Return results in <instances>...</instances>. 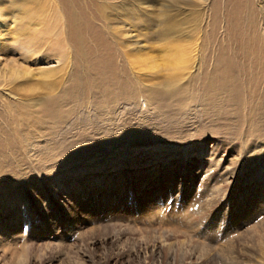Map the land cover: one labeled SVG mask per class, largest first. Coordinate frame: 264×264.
Instances as JSON below:
<instances>
[{
    "label": "rangeland",
    "instance_id": "rangeland-1",
    "mask_svg": "<svg viewBox=\"0 0 264 264\" xmlns=\"http://www.w3.org/2000/svg\"><path fill=\"white\" fill-rule=\"evenodd\" d=\"M5 1L3 9L10 12L8 17L14 24L9 25L7 20L4 27H13L15 36L21 39L19 43L32 41V21L40 23V26H48L47 38L52 46L56 42L60 48V51L50 50L46 60L53 62L62 55L65 59L60 61L64 69L42 76L46 67L24 64L32 74V85L17 92L16 97L21 102L13 105L15 114L22 115V127L32 130V140L26 145L32 143L33 153L36 150L32 157L22 149L21 156L31 157L39 173L32 171V175L19 183H0V264H167L169 257L177 260L183 257V251H187L185 257L188 252L204 253L199 246L205 244L211 249L209 256L205 255L202 262L193 258L190 264H264V102L248 94L251 82L236 78L242 83V94L237 96L233 90L222 93L228 104L227 111L220 112L222 117L210 112L201 125V105L195 102L199 96L198 79L191 74L195 78L185 84L183 101L175 108L178 111L182 107L175 119L176 124L185 126V131L181 139L164 137L158 129L163 124L150 108L141 106L139 99L130 107H123L117 97L104 94V90L111 91L106 83L91 86L84 92L99 102L101 112L82 103L79 84L85 74L61 29L63 21L56 0ZM197 1L191 0L192 13L186 10L178 15L164 8V0H150L147 7L126 5L130 10H126L127 15L132 11L130 17L144 20L137 26L131 25L129 41L138 44L126 50L128 55L136 54V48L144 59L160 60L159 53L167 50L168 41L157 40L151 34L165 30L170 23V26L180 23L184 31L189 32L178 39L183 42L179 45H192L191 41L206 43L201 31L211 24L212 17L210 19L208 14V21L201 23L200 0ZM227 2L220 0L218 15L221 19L216 27L224 33L221 46L228 48L231 55L236 36L228 27L225 11L230 6L233 8L235 0ZM118 3V0H86L82 4L87 19L100 29L104 38L107 35V40L111 39L110 33L103 20H97L99 15L113 20L108 27H129L116 18L117 12L111 8ZM252 3L256 5L255 0ZM40 4L43 18L35 14V7ZM11 5H16L13 12ZM261 6L264 11V3ZM238 15L242 35L255 34L257 46L253 53H262L264 60V26L263 22L260 26L259 13L242 10ZM192 50L185 51L190 59L196 58L199 50L202 53L201 48ZM41 58L32 61H44ZM263 64L264 61L262 68ZM241 74L239 71L237 75ZM180 85L175 83L174 87ZM259 90L263 88L259 86ZM49 97L56 98L62 106L58 109L67 111H64L66 116L56 115L51 119L48 112L42 110ZM170 102L175 104L169 99ZM223 118L236 120L229 128V136L223 133L211 137L210 132L201 131H207L211 121H216L215 127L223 129L227 121ZM125 126L127 128L121 130ZM61 152L63 154H58ZM49 154L55 160H43ZM22 199V203L27 201L25 208ZM166 234H169L167 243L175 245L172 250L161 242Z\"/></svg>",
    "mask_w": 264,
    "mask_h": 264
},
{
    "label": "bare ground",
    "instance_id": "bare-ground-1",
    "mask_svg": "<svg viewBox=\"0 0 264 264\" xmlns=\"http://www.w3.org/2000/svg\"><path fill=\"white\" fill-rule=\"evenodd\" d=\"M56 1L60 5V13L63 21L60 25L61 29L65 33L67 43H69L71 49L73 50V52L77 57L76 60H79L80 63L82 64V68L80 69H83V74H85L84 79L79 84L81 86L80 94H82V98H81L82 103L84 105L88 104L93 108L94 111L95 110L100 111L101 107L99 102L94 101L91 95L89 96L84 92L91 86L100 87L106 83L108 84V86H110L109 89H111V91H107V90L103 91V89H101V91H103L107 97L108 96L117 97L118 98L117 100L118 101L120 100L119 102L125 108L127 107V105L128 107H130L133 103L136 102V101L133 102L134 100L139 99L140 103L139 102L138 103L141 106L144 105V107L146 106L150 108V110H152L155 116L158 117L159 120L162 122L163 124L162 128L158 126L157 127L158 129L160 128L159 130L161 131L159 132H161V134H163L164 137L169 136L171 138L181 139L182 137L181 133L185 131V126H182V124L181 125L176 124L178 120L175 119V117H177V115L179 116V113L182 111V107L178 111H176L175 108L181 105L179 102L183 101V96H184L183 92L185 91L184 90L185 84L190 83V80L194 79L195 76L198 79L197 86L199 88L197 92V94L199 93V96L196 98L195 102L198 103V105L199 104L201 105V113L203 115L200 118L202 121L201 125H203L204 121L207 120L210 112H214V115H218L222 117L220 112H222L223 114L227 111L226 106L228 104L225 103V101L223 100L222 93H227L230 90H233L235 91L237 96L242 94L243 92L241 86L242 83H240V81H236L235 80L236 78L242 79L247 82L250 81L251 82L249 87L250 92L248 94H251L254 98L261 100V102H264V68H262V63L264 61L263 56L262 53L261 54L259 53L258 55L253 53L254 50H256V46H257V41H255V37H256L255 34L253 35L248 34V36L242 35L243 33L242 32L243 30L241 29L242 25L237 20V16L239 17L238 14L242 10L243 12L248 11L254 14L259 13V18H258L259 23L263 22L262 26H264V11H263V6H261V3H264V0H255L256 5L254 4L255 2L252 3V0H235L233 8H231L230 6V9L225 11L226 12L225 14L227 15L229 21L228 27H230L232 33L236 36L233 37L234 40L236 41V46L233 50L234 52L233 51L231 52L232 56L229 54L230 50L228 51L227 50L228 48L221 46L223 45V43L221 44L220 42L223 41L222 34L224 33H221L218 30L221 29L220 27L218 26L216 27L217 23H219L221 19L219 18L218 15L220 9L219 6L220 0H200V5L198 7L203 12V15L202 12L201 14H199L202 17L201 23L202 21L204 22L208 21L207 19L209 15H210L209 17L210 19L212 17L211 24L206 23L207 25H205L206 27L204 31H201L204 33L203 36L205 37L206 43L201 42V44H196L195 42L191 41L192 45L190 44L188 46L179 45V43L183 44V42H178V39H182V37H184L182 35L186 36L189 32L184 31L180 23H176L177 25L175 26H170L171 25L170 23L169 26L165 28V30L163 28V30H161L159 33L151 34V36L153 38H156L157 40L160 39V41L161 40L168 41L166 42L167 50H161L159 53L160 60L157 58L144 59L141 55H139V51L135 50L136 48L134 49L136 54L133 55H128L126 51L129 50V48H131L133 44L135 45L138 44V42L133 41V43H131L129 41V36H131L132 34L131 29H133L131 25L134 26L137 23L144 21L142 19L139 20L140 18H138V20L135 19L134 14H133L134 17H130L129 15H132V11L127 15L126 7L129 5L130 6L136 5L137 7L138 6L142 7V5H145V7H147V5L149 4L148 2H150V0L149 1L148 0H118L119 3L111 7L113 10H116L117 12L116 18L121 19V21L129 25V27H126V29L124 28L125 30L121 27L118 28L117 26L111 27L110 25L112 24L113 20L110 19V17L108 19L105 17L103 18V16L99 15L97 17V20L99 22L100 19L103 20L102 22L104 23L106 30L110 33L111 39L108 40L106 39L107 35L104 38L103 35H101L102 33L100 29L94 24L90 23L89 19H87L86 11L83 10L85 6L83 7L82 5L83 3L86 2V0H56ZM222 1H224V3L226 1L231 2V0H222ZM5 2H6L5 0H0V183L1 181L4 182L16 181L17 183H19L20 181H23L22 179L27 178L28 175H32V171L35 173L37 172L39 173V169L36 168L35 165H32V160H31L32 158L27 157L25 159L24 157L21 156L20 153L22 149L24 150L26 149L28 151L27 153L31 155L36 153L35 152L36 150L34 151V153L32 151V143L26 145L29 140H32V133H31L32 130L24 129V127H22L21 125L22 115L19 116L15 114L16 109L14 107L15 104L19 105L18 102H21L20 99L16 97V95H18L17 92L19 90L22 91V88L24 86L26 87L32 85L30 80L32 78V74L26 70L27 68L24 67L25 66L24 64L32 63L35 66L46 67L45 68L46 71L40 74L42 76V75H47L48 73H53L55 69H60V70L64 69V67L61 64L62 62L61 59H65V57L63 58V55L62 57L58 55L59 57L55 59L53 62H48V60H46L50 55V50L60 51V48L59 45L56 44V42L52 46L53 43L51 42L50 39L47 38L49 35L47 33L48 26L43 27V25H41L43 27L42 28L40 26V23L33 24L32 21V41H30L31 39H28L19 43V40L21 39L19 38V36L17 35L15 36V31L12 30L13 27L8 26L6 29L4 27L7 20H9V25L14 24V20L10 22V18L8 17V14L10 12L7 11L6 9H3L5 6L4 5ZM164 2H165L164 8H166V10L171 9L175 11L176 12L175 15H178L180 11L189 10L191 12L192 11L191 8H194V6L192 5L193 2H191V0H164ZM11 6L13 12V10L16 9V5H11ZM35 8H36L35 14H38V16L41 18L43 16L42 5L41 4L37 5ZM135 8L136 7H134V9ZM110 11L112 12V10ZM108 24H110L109 25L110 27H108ZM198 26L199 28L202 27V26L200 27V25ZM209 26L211 27L209 28ZM250 26L254 28V22H251ZM199 28H197L198 31H200ZM37 29L40 32L36 31ZM239 32L241 33V36L238 35ZM13 36H15V38ZM86 36L87 38H89L90 43L87 42ZM146 36L147 35L145 34V38H147ZM204 45L206 46L205 49L202 48V46ZM193 48H201L202 53L199 50V52L196 53V58L190 59L191 57L190 58L187 57L188 55H186V52L187 50L190 52ZM16 54L18 55V57H16ZM40 58L44 59V61L33 63V61ZM18 60H21L22 63H18ZM189 66L192 69H190ZM76 68H78V66ZM191 70H193V73ZM239 71H242L243 75L242 74L241 76L237 75ZM191 74L195 75L194 78ZM187 79H189V81ZM164 81L166 82L165 85L163 83ZM175 83H177V85L178 84H182V85H180L179 88H176L174 87ZM259 86L261 89L263 88L262 91L259 90ZM8 87L11 89H9ZM139 96L140 97L143 96V97L138 98ZM178 96H180V98H177ZM55 97H49L48 100L42 106V110L48 112V114L51 116V119H54V116L56 115L66 116L65 112H67L65 110L64 112L63 110L58 109V107H62V106L59 105L60 103L56 100ZM2 98L3 100H1ZM169 99L174 101L175 104L172 105L171 102L169 104ZM233 101H235V99H233ZM109 103H114V102H109ZM126 111L128 112V110H125V113H127ZM102 112L104 113L105 111ZM146 113L147 112H145V116ZM148 115L150 116V113ZM124 118H126V120L128 119L127 117ZM223 119L227 120L224 122L225 127H223V129L221 127H215L216 121H211L210 126L213 129H211L210 127L209 129H207V131H205V129H201V131L210 132L211 137H213L214 135L219 136L222 135L223 133L229 136L230 135L229 131H231L229 130V128L236 122V120H233L232 122V119L229 118H223ZM123 121H120V123H122ZM108 123L106 124L110 125ZM110 123L113 124L112 121ZM127 126H129L130 129V125L127 124ZM149 126L151 127V124ZM124 128L127 127L125 126L121 128V130H123ZM198 128L196 130H198ZM234 129L235 128H233L232 130ZM169 137L166 138L169 139ZM58 154H63V152ZM32 157H34V155ZM51 157L52 154H49L48 156L44 157L43 160L46 161L55 160ZM40 160L41 159H38L39 162H41ZM22 201L23 199L21 200V203ZM26 202L27 201H24L22 203L23 208H25ZM197 227L198 226L196 225L195 228ZM168 236L169 234H166L165 239H161V242H164L163 244H165L168 250H172V247H174L175 245H172L171 243H167L166 238ZM205 245L199 246L200 251H203L204 253L194 255L193 253L188 252L187 256L185 257L184 255H186L187 251L186 253L185 251H183L184 252L183 257H180L179 260H177V258L175 259V257H169L171 259H169V262L167 264H190L191 259L193 258H195L196 261L202 262L203 257H205V255L209 256L211 252L210 247ZM202 264H207V263H202Z\"/></svg>",
    "mask_w": 264,
    "mask_h": 264
}]
</instances>
